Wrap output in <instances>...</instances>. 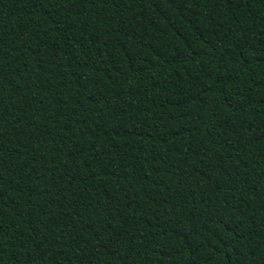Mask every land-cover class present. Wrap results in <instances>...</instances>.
Returning a JSON list of instances; mask_svg holds the SVG:
<instances>
[{
  "label": "trees",
  "instance_id": "trees-1",
  "mask_svg": "<svg viewBox=\"0 0 264 264\" xmlns=\"http://www.w3.org/2000/svg\"><path fill=\"white\" fill-rule=\"evenodd\" d=\"M0 264H264V0H0Z\"/></svg>",
  "mask_w": 264,
  "mask_h": 264
}]
</instances>
